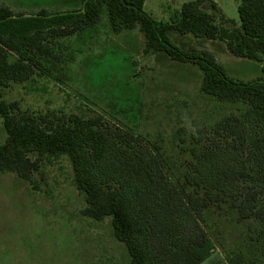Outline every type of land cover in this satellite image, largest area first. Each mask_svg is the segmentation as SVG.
<instances>
[{"label": "trees", "instance_id": "1", "mask_svg": "<svg viewBox=\"0 0 264 264\" xmlns=\"http://www.w3.org/2000/svg\"><path fill=\"white\" fill-rule=\"evenodd\" d=\"M207 1L184 2L178 18L167 22L149 15L145 0H82L75 10L31 15L0 4V117L7 134L0 171L31 182L45 155H67L74 183L85 193L82 213L111 217L129 264H205L218 250L229 251L228 223L245 222L248 237L256 227L264 233V64L262 76L236 79L212 53L181 49L169 35L224 40L235 56L263 60L264 0H240L241 25L232 28L203 9ZM211 7L217 10L214 1ZM105 8L115 33L138 25L145 53L197 64L201 92L234 110L192 130L173 149L131 128L102 127L100 117L15 113L17 103L5 101L2 88L37 72L61 80L57 38L93 26Z\"/></svg>", "mask_w": 264, "mask_h": 264}, {"label": "rangeland", "instance_id": "2", "mask_svg": "<svg viewBox=\"0 0 264 264\" xmlns=\"http://www.w3.org/2000/svg\"><path fill=\"white\" fill-rule=\"evenodd\" d=\"M145 0V11L157 21L178 18L184 2ZM220 22L241 25L240 0H216ZM16 13L68 12L82 0H0ZM203 9L214 12L207 1ZM181 49L212 53L231 77L252 80L262 76L263 60L235 56L220 39L170 33ZM61 44V80L37 72L26 82H10L3 99L15 102V113L71 114L100 117L102 127L131 128L173 149L191 131L209 128L234 110L201 92L202 71L194 63L172 60L165 52L145 53V34L137 25L115 33L106 8L99 21ZM56 73V71H55ZM0 117V144L6 139ZM85 193L74 183L67 155H45L32 171L31 182L14 172L0 171V264H129L124 243L113 232L111 217L94 220L82 213ZM247 226L228 223L231 243L227 253L218 250L205 264H264V233H246ZM254 229V228H253ZM250 235V234H249Z\"/></svg>", "mask_w": 264, "mask_h": 264}, {"label": "crops", "instance_id": "3", "mask_svg": "<svg viewBox=\"0 0 264 264\" xmlns=\"http://www.w3.org/2000/svg\"><path fill=\"white\" fill-rule=\"evenodd\" d=\"M212 1H214L216 4H217V10H215L214 12L216 13V11L219 12V6H218V3L216 2V0H209V2L211 3Z\"/></svg>", "mask_w": 264, "mask_h": 264}]
</instances>
